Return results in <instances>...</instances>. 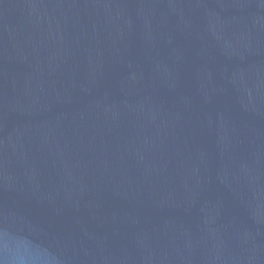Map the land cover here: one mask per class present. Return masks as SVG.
I'll return each mask as SVG.
<instances>
[{
  "label": "water",
  "instance_id": "95a60500",
  "mask_svg": "<svg viewBox=\"0 0 264 264\" xmlns=\"http://www.w3.org/2000/svg\"><path fill=\"white\" fill-rule=\"evenodd\" d=\"M0 264H264V0H0Z\"/></svg>",
  "mask_w": 264,
  "mask_h": 264
}]
</instances>
